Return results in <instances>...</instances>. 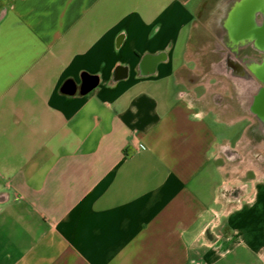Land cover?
<instances>
[{
	"label": "crops",
	"instance_id": "obj_1",
	"mask_svg": "<svg viewBox=\"0 0 264 264\" xmlns=\"http://www.w3.org/2000/svg\"><path fill=\"white\" fill-rule=\"evenodd\" d=\"M206 3L0 0V264H264L256 46Z\"/></svg>",
	"mask_w": 264,
	"mask_h": 264
},
{
	"label": "rangeland",
	"instance_id": "obj_2",
	"mask_svg": "<svg viewBox=\"0 0 264 264\" xmlns=\"http://www.w3.org/2000/svg\"><path fill=\"white\" fill-rule=\"evenodd\" d=\"M222 0H207V3L203 5L201 11L198 12L197 14V20L199 22V25H211V23H214L216 21L215 17L216 14L213 15L212 12V8L215 7V5H217L219 2H221ZM236 11V12H235ZM235 13H238L237 15H234V17H231V21L233 24V27H240L242 26L243 22L246 20V16L242 15V13H244L246 11V5L242 4L240 6H238V9H236ZM215 12H218L215 11ZM204 29V28H202ZM201 32V31H200ZM211 35V34H210ZM211 37V36H210ZM204 40V39H203ZM211 40V39H210ZM211 42V41H210ZM216 42V41H214ZM203 45L200 47L201 51H200V56H201V67L202 68H208L209 63H206V58L208 56L212 57V53L210 51V48L207 46V43H202ZM196 48V47H195ZM217 55V54H216ZM214 56V60H218V58L216 59L217 56ZM232 83V82H231ZM247 122H249L247 120ZM253 127H249L247 129V138L251 139L250 136H254L255 139L254 141H251L246 143L245 148L243 149V154L245 159L244 161L248 162V158L253 159L254 157L258 159L259 157V161L261 162V164H264V131L260 134L259 131L255 132V134L253 135ZM262 146V147H259ZM236 160V159H235ZM234 159H232L231 162H235ZM245 162V163H246ZM243 161L242 164H240L239 170H241L244 166H243ZM251 182L249 181V177L247 176H240L239 172H232V177H231V183H229V190L228 192L230 193V196L232 198V196H242V198H246L247 196H244L245 194H247L250 191V187H252ZM253 197V195H252ZM234 203L238 204L239 200L236 201V199H232ZM249 200L246 201H242L243 203L248 202ZM217 223V218H213V221L210 222L208 229H211L212 226H214V224ZM216 229V226L213 228Z\"/></svg>",
	"mask_w": 264,
	"mask_h": 264
},
{
	"label": "flooded vegetation",
	"instance_id": "obj_3",
	"mask_svg": "<svg viewBox=\"0 0 264 264\" xmlns=\"http://www.w3.org/2000/svg\"><path fill=\"white\" fill-rule=\"evenodd\" d=\"M241 4L246 5V11L242 13V15L246 16V20L241 26L240 35L245 40V50H249L252 40V44L256 46V54L254 57L250 54L246 55L243 59L245 69L243 66L242 68L239 67L238 70L246 75L248 74L247 71L256 73L260 79L262 78L261 80L264 84V0H242ZM232 16L234 17L233 11L230 10L227 21L230 27H233ZM227 66L230 69L232 68L231 65ZM260 110L264 113L263 106H261Z\"/></svg>",
	"mask_w": 264,
	"mask_h": 264
},
{
	"label": "water",
	"instance_id": "obj_4",
	"mask_svg": "<svg viewBox=\"0 0 264 264\" xmlns=\"http://www.w3.org/2000/svg\"><path fill=\"white\" fill-rule=\"evenodd\" d=\"M96 84V80H94L91 77H86L83 81L82 87H81V91L82 93L87 92L88 90H90L93 86H95Z\"/></svg>",
	"mask_w": 264,
	"mask_h": 264
},
{
	"label": "bare ground",
	"instance_id": "obj_5",
	"mask_svg": "<svg viewBox=\"0 0 264 264\" xmlns=\"http://www.w3.org/2000/svg\"><path fill=\"white\" fill-rule=\"evenodd\" d=\"M222 67H223V66H222ZM222 67H221V68H222Z\"/></svg>",
	"mask_w": 264,
	"mask_h": 264
}]
</instances>
